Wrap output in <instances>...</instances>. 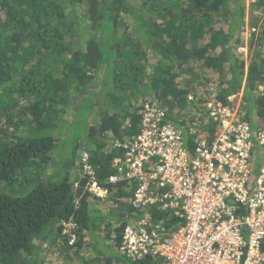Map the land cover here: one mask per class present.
I'll use <instances>...</instances> for the list:
<instances>
[{
  "label": "trees",
  "instance_id": "1",
  "mask_svg": "<svg viewBox=\"0 0 264 264\" xmlns=\"http://www.w3.org/2000/svg\"><path fill=\"white\" fill-rule=\"evenodd\" d=\"M240 2L0 0V264H53L58 255L160 264L121 251L126 226L146 214L164 237L178 222L158 205L122 201L136 183H109L124 154L117 144L137 134L148 106L186 131L179 117L214 88L224 103L240 93L245 119L264 127V0ZM247 11L255 32L243 29ZM241 43L252 61L237 56ZM84 150L105 200L81 176ZM70 219L73 246L62 233Z\"/></svg>",
  "mask_w": 264,
  "mask_h": 264
},
{
  "label": "built area",
  "instance_id": "2",
  "mask_svg": "<svg viewBox=\"0 0 264 264\" xmlns=\"http://www.w3.org/2000/svg\"><path fill=\"white\" fill-rule=\"evenodd\" d=\"M148 107L139 133L117 144L124 154L114 160L109 183L133 180V206L158 205L178 223L164 237L162 224L152 227L146 214L126 226L121 251L132 260L157 257L160 264H264V127H253L240 107L217 99L205 103L187 131ZM187 135L195 136L192 151ZM80 159L87 190L105 200L110 191L98 181L89 153ZM62 227L73 246L76 223Z\"/></svg>",
  "mask_w": 264,
  "mask_h": 264
},
{
  "label": "rangeland",
  "instance_id": "3",
  "mask_svg": "<svg viewBox=\"0 0 264 264\" xmlns=\"http://www.w3.org/2000/svg\"><path fill=\"white\" fill-rule=\"evenodd\" d=\"M247 1L248 0H241V2L240 3H242V4H244V6L245 5H250V4H246L247 3ZM248 7V6H247ZM251 12H253V11H251ZM250 13V11H247L246 12V14L248 15ZM257 14V13H256ZM249 19H250V21L252 22V19L249 17V15L246 17V20H244V30L245 29H248V28H250V30L249 31H251V32H253V29H254V27L253 26H250L249 24H248V21H249ZM246 21V22H245ZM241 26V25H240ZM242 27H243V25H242ZM256 29V28H255ZM250 32V33H251ZM205 43V42H204ZM246 43H241V45H239L238 47H237V56H240V58H241V60H243V61H252V60H250V58L251 57H249L248 58V56H247V47H246V45H245ZM246 48V52H244V51H242V48ZM262 56L264 57V53L262 54ZM226 67H224V69H225V74L227 75V77L228 78H230V75H229V65L227 64V65H225ZM181 83H185L184 81H181ZM97 86H99V85H97ZM97 91L99 90V89H96ZM212 93H211V99H217V97H218V94H219V92H217L216 90H215V88L214 89H211L210 90ZM241 94L239 93V94H233V95H231V96H229L228 97V99H227V102H231L232 104H234V105H236L237 107H240V105H242V103H241ZM196 99V98H195ZM232 99V100H231ZM195 102V101H194ZM194 102H192L193 104L192 105H190L189 106V111H188V113L186 114V116L185 117H179V119H181L180 120V122H182V123H186L184 126L188 129V125H187V123H188V121L190 120V119H192L193 117H194V115H195V113H199L200 112V110L202 109V107H204L203 105H201V107H199V105L198 104H196V103H194ZM239 102V103H238ZM194 104H196L197 106H195ZM243 104H244V102H243ZM202 112H203V109H202ZM68 117H70L69 119H68V125H71V122L75 119L74 118V116H73V114L71 113V114H68ZM94 120V118H91V122ZM109 196H110V194H109ZM124 200H127V199H124ZM124 200H122V201H124ZM126 202H128L127 204H132L131 203V199L129 200H127ZM114 223H115V221H114ZM54 259V263L53 264H77L76 262H72V261H70L69 262V259L68 258H65V257H62V256H56V258L54 257L53 258ZM49 261H53V260H50V258H49Z\"/></svg>",
  "mask_w": 264,
  "mask_h": 264
},
{
  "label": "clouds",
  "instance_id": "4",
  "mask_svg": "<svg viewBox=\"0 0 264 264\" xmlns=\"http://www.w3.org/2000/svg\"><path fill=\"white\" fill-rule=\"evenodd\" d=\"M211 100H212V99H211ZM217 100H218V99H217ZM205 103H206V102H205ZM205 103H203V106L205 105ZM202 109H203V112H202ZM202 109L200 110L199 113H195L194 117L188 121V123H187L188 126H187V127H189V123H190L191 121H193L194 119H196L197 116H199L201 113H204V107H202ZM142 120H143V119H142ZM141 127H142V121H141V125L139 126V129H138V131H137V134L139 133ZM185 129H186V131H187V128H186V127H185ZM137 134H136V135H137ZM131 139H132V138H131ZM131 139H130V140H131ZM126 142H128V141H126ZM124 143H125V142H124ZM119 157H123V155H121V156H119ZM119 157H116L115 159H117V158H119ZM113 163H114V161H113Z\"/></svg>",
  "mask_w": 264,
  "mask_h": 264
},
{
  "label": "crops",
  "instance_id": "5",
  "mask_svg": "<svg viewBox=\"0 0 264 264\" xmlns=\"http://www.w3.org/2000/svg\"><path fill=\"white\" fill-rule=\"evenodd\" d=\"M123 200H124V199H123ZM129 200H130V199H129ZM126 201H127V200H124L123 202H124V203H128V202H126Z\"/></svg>",
  "mask_w": 264,
  "mask_h": 264
}]
</instances>
